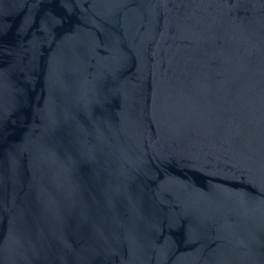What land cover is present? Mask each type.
Instances as JSON below:
<instances>
[{
  "label": "water",
  "instance_id": "obj_1",
  "mask_svg": "<svg viewBox=\"0 0 264 264\" xmlns=\"http://www.w3.org/2000/svg\"><path fill=\"white\" fill-rule=\"evenodd\" d=\"M0 264H264V0H0Z\"/></svg>",
  "mask_w": 264,
  "mask_h": 264
}]
</instances>
